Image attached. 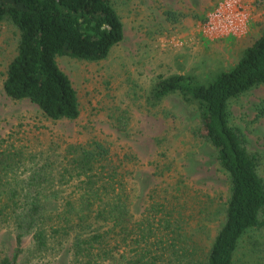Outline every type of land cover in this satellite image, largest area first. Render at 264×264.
<instances>
[{"label": "trees", "instance_id": "obj_1", "mask_svg": "<svg viewBox=\"0 0 264 264\" xmlns=\"http://www.w3.org/2000/svg\"><path fill=\"white\" fill-rule=\"evenodd\" d=\"M114 1L0 0V23L9 20L18 31L16 54L3 80L6 95L29 100L49 119H75L77 92L57 57L105 58L123 38ZM165 13L178 20L175 11ZM258 84H264V32L210 82L176 73L158 77L149 89L153 104L178 94L196 110L195 135L214 149L227 176L223 222L203 254L187 235L190 217L182 213L184 205L151 189L140 215L133 214L132 170L105 141L55 142L37 154L7 143L0 147V229H11L15 247L11 258L0 256V264H15L28 236L29 250L38 253H60L69 242L71 264H232L243 235L264 230L260 155L248 148L228 107ZM255 106L257 116H263L264 98ZM170 165L161 151L153 171L164 176Z\"/></svg>", "mask_w": 264, "mask_h": 264}, {"label": "rangeland", "instance_id": "obj_2", "mask_svg": "<svg viewBox=\"0 0 264 264\" xmlns=\"http://www.w3.org/2000/svg\"><path fill=\"white\" fill-rule=\"evenodd\" d=\"M114 5L123 38L105 58L57 57L77 92L75 119H49L29 100L6 95L3 80L16 54L18 31L9 20L0 23V147L12 143L37 154L55 142L105 141L132 170L130 182L137 194L133 214L140 215L151 189L161 199L167 196L184 205L181 211L190 217L187 235L203 254L223 222L227 176L214 149L195 135L196 110L178 94L153 104L149 89L160 76L189 72L207 83L233 66L264 32V0H115ZM168 9L178 20L168 19ZM263 98L264 84H258L231 99L228 107L230 121L243 130L248 148L260 155L257 171L264 180V115L257 116L255 106ZM161 151L171 164L164 176L153 171ZM57 206L54 202L51 208ZM22 246L24 253L15 264H71L69 242L60 253L30 251V236ZM14 247L11 229H0V256L11 258ZM232 264H264V230L243 235Z\"/></svg>", "mask_w": 264, "mask_h": 264}]
</instances>
